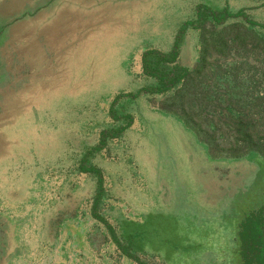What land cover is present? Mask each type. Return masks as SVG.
Returning <instances> with one entry per match:
<instances>
[{
	"label": "rangeland",
	"instance_id": "obj_1",
	"mask_svg": "<svg viewBox=\"0 0 264 264\" xmlns=\"http://www.w3.org/2000/svg\"><path fill=\"white\" fill-rule=\"evenodd\" d=\"M208 9L227 16L198 24ZM167 20L169 50L151 35ZM189 28L199 58L185 68ZM143 102L180 117L221 180L235 161L213 229L134 191L125 133ZM263 262L264 0H0V264Z\"/></svg>",
	"mask_w": 264,
	"mask_h": 264
},
{
	"label": "crops",
	"instance_id": "obj_2",
	"mask_svg": "<svg viewBox=\"0 0 264 264\" xmlns=\"http://www.w3.org/2000/svg\"><path fill=\"white\" fill-rule=\"evenodd\" d=\"M170 24L171 21L167 20L164 25L167 32L151 33L152 37L159 40L167 36V50L172 45ZM164 27L160 26L161 29ZM198 58L199 33L189 28L183 35L177 64L190 68ZM139 116V122L125 133L126 143L134 150L137 182L141 183L133 185L134 191L139 192L138 196L153 198L154 204L150 205L152 207H167L162 212L172 215L173 219L198 217L202 222L203 217L208 214L204 218L212 223L210 229H213L215 221L213 222L211 209H219L224 204V199L229 198V191L235 183V161L231 164V177L221 180L219 159L209 155L207 146L180 117L151 108L147 102L141 103ZM241 166L238 168L242 172L240 176L248 175L246 165ZM105 169H110L108 163L105 164ZM155 198L160 199L159 204H156ZM154 210L156 209L146 211Z\"/></svg>",
	"mask_w": 264,
	"mask_h": 264
},
{
	"label": "trees",
	"instance_id": "obj_3",
	"mask_svg": "<svg viewBox=\"0 0 264 264\" xmlns=\"http://www.w3.org/2000/svg\"><path fill=\"white\" fill-rule=\"evenodd\" d=\"M206 16H211V17H212L213 19H215L216 21H220V22H222L223 19H225V16H227V15H226V13H225L224 11H219V12L215 13V11H212V10L208 9L206 13H202V12L199 10L198 13H197V23H198V24L203 23V22L205 21V17H206ZM216 17H218V18H216ZM188 25H194V21H188V22L184 23V24L181 26L180 30H179V35H180V32H181L186 26H188ZM178 40H179V37L177 36V39H176V41H175V45H174V47H173L171 53H170L169 55H166V56H167V60H168L169 62H173V61L175 60L176 56H177V50H176V48H177ZM183 73H184V75L189 74V73H190V70H184ZM168 75H169V74H167V77L164 76V77H165L164 79L167 80V83H165L164 85H162V87L160 88L161 90L166 89V88H169L170 86H172V85L178 80V78H176V79H174V80H173V79H169ZM164 79H163V80H164ZM156 90H157V89H156ZM169 110L171 111V109H168V111H169ZM178 115L181 116V117L185 120V122H186L187 124L192 125L193 128L195 127L194 123L192 122V120L190 119V117L188 116V114L182 112V113H178ZM211 154H212V151H211ZM213 155H215V154L213 153ZM260 249H261L260 251H261V254H262V253H263V245H262V244L260 245ZM263 264H264V262H263Z\"/></svg>",
	"mask_w": 264,
	"mask_h": 264
}]
</instances>
